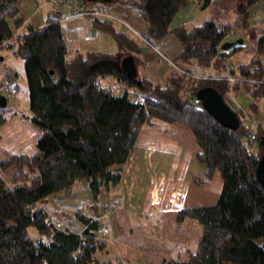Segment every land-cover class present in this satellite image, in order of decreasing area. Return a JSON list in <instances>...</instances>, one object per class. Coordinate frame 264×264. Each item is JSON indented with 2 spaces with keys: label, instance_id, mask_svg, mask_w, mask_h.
I'll list each match as a JSON object with an SVG mask.
<instances>
[{
  "label": "trees",
  "instance_id": "obj_1",
  "mask_svg": "<svg viewBox=\"0 0 264 264\" xmlns=\"http://www.w3.org/2000/svg\"><path fill=\"white\" fill-rule=\"evenodd\" d=\"M261 1L104 2L108 11L115 3L135 10L146 23L143 36L150 44L168 34L177 38L180 50L172 59L175 67L164 82L155 83L138 73L141 47H149L116 18L87 15L96 29L113 38L115 52H77L68 58L61 24L65 15L57 11L56 1L54 12L41 27L14 34L8 21L15 26L23 22L22 0H0V46L7 44L23 59L31 121L40 131L35 153H13L0 161V264H125L119 256L97 255L108 251L106 240L97 236L100 194L120 184L140 129L158 121L173 124L181 143L192 140L195 158L205 167L202 176H192L197 185H203L215 170L222 180L215 203L170 213L179 242L191 237L188 218L200 225L197 244L194 251L185 246L183 258L158 253V264H264V187L255 174L264 136V123L256 117L264 105V25L249 21L250 7ZM191 2L207 16L197 24L172 26L176 14ZM258 27L262 30L251 43L243 39L221 48L224 41L238 38L233 36L238 30ZM231 30L234 34L228 36ZM249 44L253 55L237 66L236 74L227 65L230 57ZM127 55L134 59L135 76L121 69L120 61ZM192 60L201 69L199 75L186 66ZM12 76L16 72H6L8 81H0V90L7 86L9 94L15 91ZM203 86L214 87L236 112V129L225 127L203 108L196 98ZM239 90L249 97L246 108L255 117L253 133L243 126L248 114L227 98ZM8 111L7 105L0 107V125ZM82 180L90 204L76 208L74 217L83 226L76 232L60 227L48 206L51 196L61 191L70 195L74 184Z\"/></svg>",
  "mask_w": 264,
  "mask_h": 264
},
{
  "label": "crops",
  "instance_id": "obj_2",
  "mask_svg": "<svg viewBox=\"0 0 264 264\" xmlns=\"http://www.w3.org/2000/svg\"><path fill=\"white\" fill-rule=\"evenodd\" d=\"M55 0H22L19 6V14L23 18V22L15 26L12 20H9V26L14 34L25 33L28 28H39L44 24L45 19L49 14L53 13V6ZM260 3V4H259ZM255 6H251L250 8V16L249 21L255 23H261L264 25V1H261ZM262 3V4H261ZM262 5V6H260ZM110 11L116 15H121L125 17L130 25L132 24L138 31L141 33H145L146 31V23L140 19L135 10L125 7L122 4L115 3L113 6L109 7ZM207 16L205 10L200 9V7L195 2H191L186 8L181 9L174 19L172 20L171 25L175 26L180 23H187L188 25L197 24ZM63 27V34L67 43V57L69 58L73 54L85 53L88 51L93 52H115L116 45L113 38L96 29L91 22V19L86 16H75L68 19H63L61 21ZM118 24V23H117ZM121 29V25L119 27ZM256 36V35H255ZM253 34L250 30L245 31V34L239 36L244 39L246 43H251L254 40ZM9 43V42H7ZM156 48L154 50L148 49L146 47H141V60L142 64L138 67V73L141 76H145L149 78L151 81L155 83L164 82L172 69V58L180 50V44L177 38L168 34L164 38L160 40H156ZM253 55V48L251 44H249L246 48L234 54L230 57V61L228 66L231 67L234 72L237 74V66L240 63L247 62L251 56ZM16 56L13 54L12 49L7 47V44H3L0 46V81L1 83H5L8 81L5 78L6 72H16V76L10 77V84L14 87V92L10 94L11 103H9V98L7 99V106L9 107V111L5 113L6 120L0 125V161L6 158L10 154H33L36 152V141L40 136V131L31 121V112L29 110V102H28V89L26 87V78L24 73V63L22 64L16 60ZM21 58V57H20ZM262 63L264 65V56L262 57ZM23 65V71L21 74V65ZM212 71H215V67L213 66ZM220 72V71H219ZM111 84H115L114 79L107 80ZM121 90V89H120ZM229 101L237 106L244 109V111L249 113V110L246 108L247 103L249 102V97L245 94L244 91L239 90L236 92H231L228 95ZM263 113V111H262ZM158 125V129L154 126H144L140 129L134 148L125 164H127L130 160H133V156L137 153V151H141V160L137 161V166H140V163L143 162L144 167L146 169L145 173H143L145 180H152L154 175H157L158 170L166 169L169 165L170 171H175L178 168L184 170V176L192 180V176L198 175L202 176L205 171L204 164L197 161L195 158L194 145L192 144V140H189V144H183L174 136V131L176 127L173 124L165 123L163 121H158L156 123ZM142 139V141H141ZM142 142V143H141ZM138 144H141L138 148ZM150 150L149 152H147ZM158 151L163 150L167 154H165V159L163 161L158 160ZM155 154H154V153ZM154 154V155H153ZM124 164V165H125ZM152 170L151 172H149ZM156 177V176H155ZM123 179V173H122ZM121 179V182H122ZM193 181V180H192ZM142 183L144 181L141 180ZM158 183L161 185L162 182ZM183 183V182H182ZM186 184V183H183ZM189 185V184H186ZM222 186V180L220 177V173L218 170H215L212 177L206 180L203 185H197L193 181V185H189L191 188V195L193 198V205H206L213 204L219 197V193ZM74 187V186H73ZM166 187H164L165 190ZM182 189V187H181ZM105 190V189H102ZM102 192V191H101ZM60 193L66 194L64 191H61L55 195ZM183 193V191H182ZM89 194V191H88ZM181 194V193H180ZM53 195V196H55ZM69 196L68 194H66ZM72 195V193L70 194ZM158 202L156 203L157 208H163L165 213H171L172 211L182 208V207H190L188 205L180 204L175 209H165L163 206H166L167 194L165 191H158ZM183 195V194H181ZM186 196V193L184 194ZM101 196V194H100ZM116 196H120L123 198V195L117 194ZM117 197L122 203V206L117 207L114 211L117 213V217L125 216L127 217V221L122 219H115L118 222V227H115L116 233H114V228L112 224L109 226L112 227L114 236H117V243L108 242L106 240L107 246L108 244L117 245V249L120 250L121 259H127V253L130 251L128 248H132L136 244H140L142 241L138 240L136 234H132L131 229V218L133 219V213L130 212L129 208L123 205L124 200ZM139 199L149 200V197L139 195ZM138 199V200H139ZM172 199V198H171ZM178 199V198H177ZM198 199L200 201H198ZM152 200V199H151ZM156 200V198H155ZM182 199H178L177 202H180ZM140 201V200H139ZM125 204V203H124ZM176 204V203H174ZM127 205H130L127 204ZM113 211V212H114ZM121 216V217H122ZM170 217V215H169ZM130 219V220H129ZM113 220L109 221L112 222ZM188 222L193 223V225L197 226L196 234L190 232L191 237L187 242H179L175 240L178 244H183V254L185 246L188 247L191 251H194L197 238L200 231V225L192 218H188L186 220V224ZM170 223V222H169ZM106 225L108 223H105ZM171 224V223H170ZM79 230L81 231L83 226L79 222ZM104 226V224H102ZM116 226V225H115ZM107 230V229H106ZM74 231V230H73ZM102 231V226H99L98 234ZM135 233V232H133ZM103 234V233H102ZM100 234V235H102ZM128 236L131 237L128 239ZM174 239V237H173ZM135 240V242H134ZM127 241V244L124 242ZM137 242V243H136ZM144 245V244H143ZM123 248H127L121 250ZM179 256V254H177ZM179 257H185L179 256ZM134 261V260H133ZM140 258H137V263H139ZM135 262V261H134ZM141 262V261H140ZM126 264V263H125ZM136 264V262L134 263Z\"/></svg>",
  "mask_w": 264,
  "mask_h": 264
},
{
  "label": "rangeland",
  "instance_id": "obj_3",
  "mask_svg": "<svg viewBox=\"0 0 264 264\" xmlns=\"http://www.w3.org/2000/svg\"><path fill=\"white\" fill-rule=\"evenodd\" d=\"M95 2H100V1H95ZM88 3H92V2L89 1ZM108 14L110 15V18H116L118 22L122 23L123 21L127 23L128 25H130V23L125 17L121 15H116L112 13L111 11L108 12ZM72 17H75V16H67V18H64V19H68ZM115 24H116V27H119V23L118 24L115 23ZM131 30H133L132 31L133 33H137L136 35L140 34V36L142 37L140 40H143L149 43L144 38L143 36L144 33H141L140 31H138L132 24H131ZM247 30H250L253 36L255 35L257 36L259 35L262 29L261 27H258L256 30L251 29V28L238 30L237 32H235L233 36H236V37L238 36V38H241L239 36L244 35L245 31ZM136 39L139 40V38H136ZM150 45L151 47L147 45L149 49L154 50L156 48L155 42H151ZM16 60H18L22 64V61H23L22 58L16 57ZM186 66H191L192 68L195 69V71H193L194 75L200 74L201 69L193 60L191 64H187ZM171 67L172 68L175 67L173 63ZM22 71H23V65H21V74H22ZM214 74H215V77L219 76L217 72H214ZM228 97L229 96H227V98ZM8 98H9V103H11L10 96ZM259 111H260L259 113H256L258 114V116L256 117H258V119H260V121L262 120L264 123V105L263 104L261 105ZM247 114L248 116H246L244 120L245 125L243 126H245L247 130H250V132L253 133L255 130V125H256L254 123L255 117L253 116V113L251 114L250 112L249 113L247 112ZM155 127L158 129V125H155ZM140 145L141 144H138V148L144 149V147H140ZM255 148H256L255 145L251 147L253 151H256ZM149 151L150 150H148L147 152ZM140 152H141L140 150L137 151V153L132 158L133 160H130L127 164L124 165L122 182H120V184L117 186L102 190L101 196H100L99 212L101 214V224L100 225L102 226V231L100 232V234L102 233L103 234L100 235L97 233V236L104 240L108 239V242L112 241L118 244L117 239H116L117 236L116 237L114 236V233H116L115 227H118L117 225L118 222L116 220L120 218L122 220H125L126 222L127 217L126 215L125 216L121 215L122 217L121 216L117 217V213L114 211V209L122 206L121 201L117 199V197L119 198L121 197L116 196V195L117 194L123 195V198H121L122 201L124 200L123 205L124 206L126 205L129 208L130 212L133 213L134 215L133 219L131 218V220H133L131 222L132 223L131 224L132 234H136L137 235L136 237L138 238V240L142 241L140 243L142 245L136 244L134 246L133 244L132 248L131 247L128 248L130 251L127 253L128 255H124L127 258V259H124V262L126 264H134L136 262V264H138L137 258H140V261H141V262L139 261L140 264H158L159 263L158 253L164 255L165 257H173V258L178 257L177 254H179V256L185 255L182 252L183 251L182 248L184 247V245L178 244L175 242L176 238L174 237V234H173L172 225H170L169 223L170 213H168L169 215H167L163 208H160V207L157 208L156 203L158 202L157 200L158 191H161V192L165 191V194H167V200H166L167 205L163 206L165 209H175L181 203L182 204L185 203L184 205L191 206L194 201L191 195V188L189 187V185H193V181L187 178V176H184L183 171L185 169L182 170L178 168L175 171H170L169 165L166 169L158 170V173H156L157 175H154L151 181L145 180L143 176V173H145L146 171L144 167L145 163L141 162L140 166H137L138 165L137 161H139V159L141 160ZM157 153H158L157 158L158 160H161V161L165 159L164 155L167 154L163 150L161 151L157 150ZM151 171L152 170H150L149 172ZM141 180L144 181V183H142ZM158 181L162 182L161 185L158 183ZM182 182L189 184V185L183 184ZM164 187H166L165 190H164ZM180 193L183 195H181ZM185 193H186V196L184 195ZM139 195L143 197L147 196L149 197V200L142 199V198L139 199L138 198ZM177 198L179 200L180 199L182 200L180 202H177L178 200ZM198 201L200 200L198 199ZM129 203L130 205H127ZM89 204H90V195L88 194V188H87L86 183L82 180L74 184L72 195L67 196L64 193H60L58 195L51 196L49 198L48 207L50 209L49 212L51 213V218L60 227L68 228V229L75 231V230H79V225H77V220L74 217V212L76 208L79 207V208L85 209L87 208ZM110 220H113V221L110 222L109 224ZM105 223H108V224L106 225ZM102 224H104V226ZM111 224L114 228V231H115L114 233L112 232L113 231L112 227L111 228L109 227ZM195 225L187 221V226L189 228L188 230L193 234H196L195 232L197 230V226ZM129 238L131 237L128 236V239ZM124 242L127 244V241H124ZM117 248L118 247L115 244H108V251L105 253L98 252L97 255L101 258H104V257L114 258L116 256L120 257L121 253H120V250ZM124 249H127V248H123L121 250H124Z\"/></svg>",
  "mask_w": 264,
  "mask_h": 264
},
{
  "label": "water",
  "instance_id": "obj_4",
  "mask_svg": "<svg viewBox=\"0 0 264 264\" xmlns=\"http://www.w3.org/2000/svg\"><path fill=\"white\" fill-rule=\"evenodd\" d=\"M90 2H110L111 0H87ZM242 38H237L232 41H224L221 45L222 49H226L233 44L242 43ZM122 71L129 75L135 76L137 69L132 56H124L120 61ZM196 98L201 102L203 108L217 121L229 129H236L239 125V118L236 112L226 103L221 94L212 86H203L196 91ZM7 98L5 95H0V107H5ZM262 153L258 158L255 168V174L258 181L264 187V136L260 139Z\"/></svg>",
  "mask_w": 264,
  "mask_h": 264
},
{
  "label": "built area",
  "instance_id": "obj_5",
  "mask_svg": "<svg viewBox=\"0 0 264 264\" xmlns=\"http://www.w3.org/2000/svg\"><path fill=\"white\" fill-rule=\"evenodd\" d=\"M55 5L57 11L63 12L64 13V18H67V16H87V15H95V16H101L103 18H110V15L108 14L106 5L104 2H92V3H84L82 0H55ZM113 19V18H110ZM122 24L126 26L127 31L131 32L134 34L136 38H139V40L142 38L139 35H136L137 33H133L131 30V25H128L127 23L122 21ZM233 31H230L228 33V36L233 35ZM144 39V38H143ZM143 41V40H141ZM146 45L150 46L151 45L145 41H143ZM190 73V72H189ZM192 73V71H191ZM190 73V75H191ZM194 74V73H192ZM2 95L9 94V88L7 86H3L0 90ZM10 95V94H9ZM247 132H250V130H247Z\"/></svg>",
  "mask_w": 264,
  "mask_h": 264
}]
</instances>
